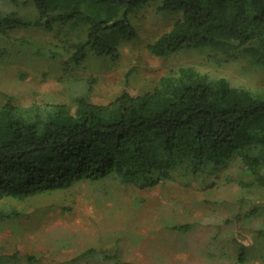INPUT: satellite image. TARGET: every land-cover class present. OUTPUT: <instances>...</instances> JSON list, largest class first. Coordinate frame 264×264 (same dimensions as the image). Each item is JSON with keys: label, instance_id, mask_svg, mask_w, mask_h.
I'll list each match as a JSON object with an SVG mask.
<instances>
[{"label": "trees", "instance_id": "obj_1", "mask_svg": "<svg viewBox=\"0 0 264 264\" xmlns=\"http://www.w3.org/2000/svg\"><path fill=\"white\" fill-rule=\"evenodd\" d=\"M155 2L181 19L149 46L154 57L241 51L264 69V0H0V37L81 25L86 38L71 61L87 54L115 61L120 46L137 39L130 15ZM233 158L264 186V91L236 90L189 68L162 78L152 94L123 93L107 105L79 100L74 112L64 105L0 108V201L106 180L152 189ZM14 216L0 212V223ZM236 245V264H245L249 246L241 237Z\"/></svg>", "mask_w": 264, "mask_h": 264}, {"label": "rangeland", "instance_id": "obj_2", "mask_svg": "<svg viewBox=\"0 0 264 264\" xmlns=\"http://www.w3.org/2000/svg\"><path fill=\"white\" fill-rule=\"evenodd\" d=\"M180 19V12L161 11L160 2L134 12L137 39L120 46L115 61L93 54L71 61L86 38L81 25L0 37V108L107 105L123 93L152 94L162 78L185 68L236 90L264 91V69L241 51L154 57L149 46ZM0 212L15 213L0 223V264H236L237 237L249 246L245 264H264V186L237 158L152 189L81 182L24 202L0 201Z\"/></svg>", "mask_w": 264, "mask_h": 264}]
</instances>
